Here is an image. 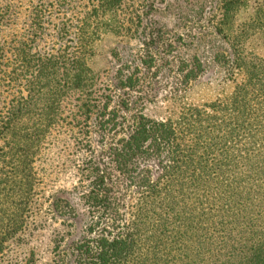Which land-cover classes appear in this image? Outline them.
Here are the masks:
<instances>
[{
  "label": "rangeland",
  "instance_id": "374dc122",
  "mask_svg": "<svg viewBox=\"0 0 264 264\" xmlns=\"http://www.w3.org/2000/svg\"><path fill=\"white\" fill-rule=\"evenodd\" d=\"M224 1L0 0V264H74L76 249L94 240L83 169L116 139L101 134L104 120L108 127L139 114L175 120L232 94L240 75L230 44L216 32ZM243 3L233 15L236 33L264 0ZM242 46L264 58L259 35ZM50 56L83 59L90 86L64 87L63 68L39 84L38 59ZM128 77L133 90L120 85ZM10 112L17 113L6 137ZM252 142L245 136L240 147ZM261 147L253 142V154ZM156 171L152 165L154 178ZM114 195L128 222L135 190L119 182Z\"/></svg>",
  "mask_w": 264,
  "mask_h": 264
},
{
  "label": "trees",
  "instance_id": "16d2710c",
  "mask_svg": "<svg viewBox=\"0 0 264 264\" xmlns=\"http://www.w3.org/2000/svg\"><path fill=\"white\" fill-rule=\"evenodd\" d=\"M119 1L105 0L110 6ZM243 5V0L222 2L216 25L240 75L228 98L189 108L175 120L139 114L108 127L101 119V134L107 131L116 139L85 163L84 198L93 214L89 233L96 237L76 249L74 264H264V58L245 54L242 46L249 36L264 39V5L236 33L233 15ZM38 62L33 76L39 84L63 68L64 87L90 86L89 70L79 57H40ZM120 85L133 90L135 83L128 77ZM89 112L87 107L86 118ZM16 113L6 118V137ZM245 136L262 144L258 155L253 142L249 150L240 147ZM119 182L136 193L128 222L114 195ZM27 187L25 182L20 187L23 205Z\"/></svg>",
  "mask_w": 264,
  "mask_h": 264
}]
</instances>
